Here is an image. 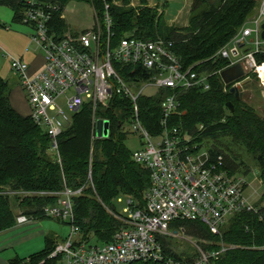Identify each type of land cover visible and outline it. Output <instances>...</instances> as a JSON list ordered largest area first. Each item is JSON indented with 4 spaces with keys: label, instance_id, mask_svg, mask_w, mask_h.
<instances>
[{
    "label": "built area",
    "instance_id": "1",
    "mask_svg": "<svg viewBox=\"0 0 264 264\" xmlns=\"http://www.w3.org/2000/svg\"><path fill=\"white\" fill-rule=\"evenodd\" d=\"M256 1L255 18L217 55L229 60L227 68L242 64L264 87V63L255 59L264 45L260 37L264 0ZM108 11L106 5L97 29L63 33L57 27V18L63 19L57 4L24 0L18 20L32 30L30 44L41 52L43 66L30 76V66L22 58H11L10 70L25 94L31 121L44 131L48 152L59 165V139L77 113L86 106L95 112L116 100L124 102L128 112L125 125L141 141V148L131 152V161L149 173L150 186L142 205L128 199L122 214L116 209L109 212L121 227L110 243L95 246L83 239L74 223L73 198L81 196L82 189L55 194L58 199L43 208L42 217L68 225L70 234L39 264H213L231 248L223 244L205 248L203 245H210L186 236L180 225L198 224L211 236H220L234 217L255 210L250 200L253 196H247L251 187L245 176L223 168L222 157L210 160L206 146L197 147L192 137L169 125L178 113V96L193 89L208 91L213 74L183 69L171 42L130 34L114 41ZM118 65L132 67L130 81L117 72ZM245 78L232 87L242 88ZM149 89L155 93L146 95ZM165 90L171 94L160 104V131L150 132L143 125L139 101ZM32 219L20 215L15 223L23 225ZM174 240L188 242L193 251H167L165 243Z\"/></svg>",
    "mask_w": 264,
    "mask_h": 264
},
{
    "label": "trees",
    "instance_id": "2",
    "mask_svg": "<svg viewBox=\"0 0 264 264\" xmlns=\"http://www.w3.org/2000/svg\"><path fill=\"white\" fill-rule=\"evenodd\" d=\"M23 1L0 0V6L16 12L18 18ZM47 1L57 4L60 12L70 1L90 5L100 19L108 5L114 41L130 34L144 40L171 42L183 69L213 74L208 91L193 89L178 96V113L172 116L169 125L192 137L199 148L211 142V146H206L210 160L222 157L225 170L246 176L250 173L249 167L235 153L226 151L230 146L220 144L222 139L231 141L255 162L263 196L261 203L254 205L253 212L234 217L220 236H211L198 224L180 226L186 236L210 245H203L205 248H217L220 244L231 248L213 264H264V112L245 101L244 93L236 97L230 92L232 85L223 84L218 72L227 69L229 60L217 55L228 49L239 37L240 29L249 26L255 18L257 1L194 0L188 24L182 28L162 26L158 8L143 7L144 2L140 3L141 7L128 8L130 0H116L121 7H112L113 0ZM56 22L60 32L68 31L63 19L58 17ZM255 59L258 64L264 63V45ZM131 70V66L117 67L126 81L131 80ZM251 77L256 75L250 72L245 80ZM10 93L8 83L0 77V233L11 229L20 215L43 218V208L58 199L55 194L65 189L72 192L82 189L81 196L73 198L74 223L84 240L96 241L99 245L110 243L121 227L109 213L115 212L114 199L125 197L140 206L150 186L149 173L131 161V152L125 145L128 117L125 103L116 100L107 108L98 107L95 112L86 106L77 113L59 139V165L48 152L49 140L44 131L30 117L20 116L11 107ZM170 94L168 90L159 91L154 97L139 101L143 125L150 132L160 131V104ZM100 120L109 123L105 139H96V123ZM4 190L23 197L20 201L10 200L2 194ZM13 206L22 213L16 215ZM44 242L45 249L40 254L27 260L15 258L7 264H39L55 246L52 239L45 238ZM165 247L170 251V242Z\"/></svg>",
    "mask_w": 264,
    "mask_h": 264
},
{
    "label": "rangeland",
    "instance_id": "3",
    "mask_svg": "<svg viewBox=\"0 0 264 264\" xmlns=\"http://www.w3.org/2000/svg\"><path fill=\"white\" fill-rule=\"evenodd\" d=\"M193 1L194 0H130L128 8H138L141 7V4L143 7H157L159 11L158 15L162 14L160 17L162 26L182 28L188 24L189 12ZM111 6L121 7L122 5L119 1L113 0ZM256 13L257 11L255 14ZM63 20L68 31L70 33H76L87 29H97L100 18H98V15L90 5L70 1L64 8ZM242 29L243 28L240 29L239 33H241ZM31 36L32 30L18 20L16 12L14 13V11L8 7L0 6V77L8 83L10 92H12L13 88L19 87L23 95V101H25L26 104V97L19 85L18 79L10 70V60L11 58H22L23 62L28 66L38 64L36 61L41 60L40 56H42V54L38 50L35 51V47L30 44ZM255 79L256 78L252 77L247 79L245 81L248 83L245 84L248 85L247 88L238 89L240 90L241 97L242 93H244V97L242 98H245V101L255 105L258 111L264 112V87H262L258 79ZM154 93V89H149L145 94L153 95ZM24 108V114L26 115L30 112V109H28L26 105ZM125 128L127 133L126 148L130 152L139 150L141 148V141L138 135L134 133L129 126H125ZM220 144L224 147L230 146L229 150H225L229 153H235L239 159L249 167L250 173L245 177L246 182L251 188L247 191V196H253L250 198L252 205H257L259 202L261 203L263 188L258 180V171L253 159L241 152L237 147H234V144L227 139H222ZM205 145L209 147L212 143L210 142ZM2 194L5 197H9L10 200L19 199L20 201L23 197L22 194H9L5 190L2 191ZM127 202L128 199L125 197H117L113 201V206L119 214H122L123 211L128 208ZM12 208L16 215L22 213L17 207L13 206ZM33 219H36V221L32 220L24 226L15 223L12 229L0 233V259H2V261L8 263L15 258L25 259L28 258L29 255L35 253L40 254L45 249V238L63 241L70 234V228L66 224L44 217ZM36 242L38 243V247H35L37 246ZM89 245L95 246L99 244H97L96 241H90ZM170 248L173 249L176 254L181 252L190 253L193 251L191 245L186 241L179 242L174 240L173 243L170 242Z\"/></svg>",
    "mask_w": 264,
    "mask_h": 264
},
{
    "label": "water",
    "instance_id": "4",
    "mask_svg": "<svg viewBox=\"0 0 264 264\" xmlns=\"http://www.w3.org/2000/svg\"><path fill=\"white\" fill-rule=\"evenodd\" d=\"M261 40L264 42V23L261 26ZM247 76V71L242 64H236L232 67H229L223 70L220 73V78L224 85L229 86L235 82H238L244 79ZM231 93H235L236 97H241L240 90L232 87L230 90ZM227 108L232 112L233 108L230 104L227 105ZM109 134V123L107 121H98L96 126V136L98 139H105Z\"/></svg>",
    "mask_w": 264,
    "mask_h": 264
},
{
    "label": "crops",
    "instance_id": "5",
    "mask_svg": "<svg viewBox=\"0 0 264 264\" xmlns=\"http://www.w3.org/2000/svg\"><path fill=\"white\" fill-rule=\"evenodd\" d=\"M40 61H36V65H31L30 68H29V72L28 74L30 76H33L35 75L36 73H38L41 69H42V66H43V59H42V56H40ZM23 95L21 93V91L19 90V87H15L13 88L12 92L10 93V104H11V107L22 117H29L30 115V112L28 114H24L25 113V105L26 107L29 109V106L28 104L25 103V101H23L24 99L22 98ZM25 103V105H24ZM33 221H36V219H32ZM31 220V221H32ZM30 222V221H29ZM27 224V223H25ZM25 224L23 225H20V226H24ZM31 224V223H30ZM12 229V228H11ZM9 230V229H8ZM6 230V231H8ZM5 231V232H6ZM36 235H39V234H36ZM53 242L55 243V245L61 241H58L56 239L53 240ZM36 245L35 247H38V243L36 242ZM38 253H35V254H32V255H29L28 258H25V259H21V260H27L29 259L31 256L33 255H37ZM20 259V258H19ZM0 264H7L5 263L4 261H2V259H0Z\"/></svg>",
    "mask_w": 264,
    "mask_h": 264
},
{
    "label": "bare ground",
    "instance_id": "6",
    "mask_svg": "<svg viewBox=\"0 0 264 264\" xmlns=\"http://www.w3.org/2000/svg\"><path fill=\"white\" fill-rule=\"evenodd\" d=\"M262 76H263V79H264V74Z\"/></svg>",
    "mask_w": 264,
    "mask_h": 264
}]
</instances>
